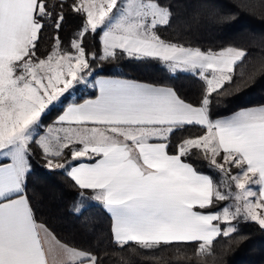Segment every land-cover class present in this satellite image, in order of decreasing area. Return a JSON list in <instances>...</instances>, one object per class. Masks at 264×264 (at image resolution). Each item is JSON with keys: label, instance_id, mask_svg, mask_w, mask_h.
<instances>
[{"label": "snow or ice", "instance_id": "snow-or-ice-1", "mask_svg": "<svg viewBox=\"0 0 264 264\" xmlns=\"http://www.w3.org/2000/svg\"><path fill=\"white\" fill-rule=\"evenodd\" d=\"M173 2L0 0V159L10 161L0 163V264H103L102 256L59 240L35 219L26 192L33 143L44 166L62 170L78 189L73 212L81 211L90 191V199L110 214L117 249L131 244L135 254L175 246L176 264H216L214 246L222 239V249L231 247L239 231L235 222H255L264 231V105L211 117L213 96L239 92L264 75V59L247 74L241 68L240 83L231 89L247 51L231 45L204 51L161 38L158 29L171 25ZM235 3L246 11L264 8V0ZM66 5L84 18L70 39L71 51L59 35ZM45 27L52 34L41 57ZM97 31L99 55L83 46L87 34ZM117 50L135 60H158L173 73L197 75L203 81L199 104L168 86L103 78L88 84L90 57L111 61ZM77 85L94 86L99 94L67 104L41 134L43 115ZM190 126L203 134L180 139L170 153L173 134ZM66 152L70 159L61 162ZM193 155L219 180L185 161ZM226 201L231 203L212 211Z\"/></svg>", "mask_w": 264, "mask_h": 264}, {"label": "trees", "instance_id": "trees-1", "mask_svg": "<svg viewBox=\"0 0 264 264\" xmlns=\"http://www.w3.org/2000/svg\"><path fill=\"white\" fill-rule=\"evenodd\" d=\"M72 0H67L71 4ZM260 0H253L259 5ZM173 18L169 27L158 29L161 38L182 43L185 46L199 47L204 51L209 48L219 50L226 46H234L245 49L247 56L243 64L236 69L237 76L233 85L235 88L240 83L241 68L245 73L251 71L253 65L264 59V8L256 6L251 10H241L236 6L235 0H174ZM65 20L59 32L63 41L62 47L71 51L69 44L73 34L82 26L83 17L74 14L67 5L65 6ZM231 17L223 20L222 17ZM52 30L45 27L39 46L38 55L47 54L50 49L48 37ZM101 32L92 34L89 32L84 39V47L88 53L101 52ZM117 58L111 61L100 62L91 59L93 74L92 81L97 77H114L129 79L158 86L172 87L186 102L198 105L203 90V81L191 72H170L168 68L158 60H135L122 55L117 50ZM91 85H94L93 83ZM96 96L94 86L72 100L68 97L60 105L53 106L42 117V123L52 124L57 116L69 103H79ZM264 104V75H258L247 87H241L239 92L233 91L228 96H213L211 117L230 115L240 109L260 106ZM199 127H186L177 131L171 138L170 153L175 152V146L180 139L188 136L202 135ZM70 152H66L64 159H70ZM83 161H89L84 159ZM195 169L210 175L214 180H219V174L209 169L207 162L198 159L196 155L185 158ZM76 163V162H72ZM31 171L27 177L26 192L33 208L35 219L43 223L61 241L77 248L92 251L103 257V264H176L173 258L175 246L161 247L152 251L137 249L133 254L134 245H128L123 249H117L111 242L110 216L102 205L90 199L92 193L85 192L89 197L84 200V206L79 213L71 210L73 202L78 198V189L71 187V182L65 178L62 170H49L45 165L40 150L32 145L30 155ZM225 202H221L212 211L223 208ZM239 231L231 238L233 243L230 248L222 249L226 244L219 240L214 246L217 253L216 264H264V231L255 222H235ZM247 239L240 240V237ZM236 241H240L236 243ZM193 246H188L191 252ZM113 253H118L113 255ZM107 254V255H105ZM211 261V258H209ZM189 264V262H182ZM194 264V262H193Z\"/></svg>", "mask_w": 264, "mask_h": 264}, {"label": "rangeland", "instance_id": "rangeland-1", "mask_svg": "<svg viewBox=\"0 0 264 264\" xmlns=\"http://www.w3.org/2000/svg\"><path fill=\"white\" fill-rule=\"evenodd\" d=\"M177 71H180V70H177ZM181 72H184V71H181ZM93 81L91 79V77H89L88 79V84H92ZM88 87L84 86V85H77L75 86L73 89H71L68 93L65 94L64 97H62L61 101L59 103H56L54 106L56 105H60L62 103L63 100H65L66 97H68L69 100H72L75 96L85 92L87 90ZM41 125H42V128L39 130L41 132V134H43V128H45L46 126H48L49 124H45V123H42L41 122ZM0 160H6V159H0ZM233 173L236 172V169H233L232 170ZM255 188V186H253ZM234 190V189H233ZM228 203H231V201H226L224 206ZM223 206V207H224Z\"/></svg>", "mask_w": 264, "mask_h": 264}, {"label": "crops", "instance_id": "crops-1", "mask_svg": "<svg viewBox=\"0 0 264 264\" xmlns=\"http://www.w3.org/2000/svg\"><path fill=\"white\" fill-rule=\"evenodd\" d=\"M102 78H103V79H122V78H114V77H97V78H95V80H96V79H102ZM95 80L93 81V84L95 83ZM128 80H129V79H128ZM133 81H134V80H133ZM137 82H139V81H137ZM141 83H144V82H141ZM147 84H148V83H147ZM95 89H96V96H97V95L99 94V91H98V88L95 87ZM96 96H95V97H96ZM95 97H94V98H88V99H95ZM88 99H85V100H88ZM85 100H83V101H81V102H79V103H83ZM79 103H77V104H79ZM263 105H264V104H263ZM65 107H66V106H65ZM63 110H64V109H63ZM62 112H63V111H62ZM62 112H61V113H62ZM61 113H60V114H61ZM60 114H59V115H60ZM232 114H233V113H232ZM59 115H58V116H59ZM230 115H231V114H230ZM58 116H57V117H58ZM227 116H228V115H227ZM223 117H226V116H223ZM219 118H220V117H219ZM8 162H10V161H8L7 159H6V160H0V163H8ZM82 162H84V163H92V162H88V161H82ZM93 162H94V161H93ZM109 216H110V214H109Z\"/></svg>", "mask_w": 264, "mask_h": 264}]
</instances>
